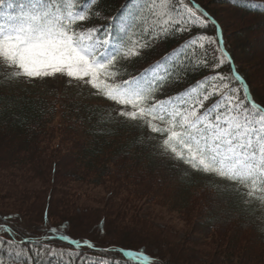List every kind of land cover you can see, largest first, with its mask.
<instances>
[{
	"label": "snow or ice",
	"instance_id": "6c2138e0",
	"mask_svg": "<svg viewBox=\"0 0 264 264\" xmlns=\"http://www.w3.org/2000/svg\"><path fill=\"white\" fill-rule=\"evenodd\" d=\"M229 3L264 13V3ZM99 4L100 0H0V62L14 69L6 78L63 76L88 84L119 106V117L157 134L160 155L231 182L240 195L264 202V195L255 196L264 194V99H253L247 82L232 67L217 21L195 0H125L106 28H85V22L99 15ZM209 27L215 28V36L207 34ZM185 33L188 38L170 55L117 82L118 58L136 57L141 49ZM194 47L202 55L192 63L188 50ZM226 66L229 74L223 72ZM189 68L211 74L176 96L157 99ZM16 219L0 223V246L9 249L4 254L8 259L0 258V264H52L53 260L120 264L110 248L100 249L95 260H81L84 249H97L90 239H72L71 244L78 246L74 254L58 250L52 244L55 227L26 239L7 223ZM118 251L124 257L149 260L142 251Z\"/></svg>",
	"mask_w": 264,
	"mask_h": 264
},
{
	"label": "trees",
	"instance_id": "16d2710c",
	"mask_svg": "<svg viewBox=\"0 0 264 264\" xmlns=\"http://www.w3.org/2000/svg\"><path fill=\"white\" fill-rule=\"evenodd\" d=\"M195 2L210 13L217 21L219 27L223 30L222 24L217 19L216 15H214L209 8L204 6L201 2L196 0ZM251 2L264 3L262 0H251ZM123 3H125V0H100L99 11L104 15L113 16L120 10ZM219 3L227 4L229 3V0H220ZM231 6L236 11L235 15L240 18L251 14L263 16V20L258 23L264 24V13L260 10H252L242 5L233 6L231 4ZM222 13L224 12H221L220 14ZM242 33V35L240 34L236 37L233 36V39H231L228 37L226 38L225 31L223 30V40L225 41L224 47L231 55L233 63L235 65L240 64L241 69H238L240 74L243 71V67H249L252 65L251 62L247 61L249 58L245 47L247 38L246 34H244L245 32ZM168 40V42L162 43L163 45L159 44L157 48L150 51L147 54L146 59L161 57L164 51H166L165 53L169 52V49H172L175 44L179 43L175 38L169 37ZM133 68L134 66H130L126 71H128V73H135L134 71H131ZM224 69L227 70V73L229 72L228 67H225ZM261 74V72L258 73L259 76ZM181 75L182 79L173 83L158 97L164 98L177 92L185 85L191 84L199 78L204 77L205 73L203 70L192 71L191 68H189L186 72L181 73ZM256 78L258 77L256 76L255 79ZM244 80L247 82L252 98L257 101L262 100L254 92L253 81H250V79L247 80L246 78ZM8 82L9 81L4 78L0 70V136L9 137L13 143L11 150L0 156V176L3 180L6 178L12 180V182H9L10 184L8 183L7 185H12L14 180H17V183H20V185L26 184V186L32 185L34 182H41L42 179L43 182L48 181L53 183L56 180V170L49 174L46 173V170L49 169V165H52V163L56 164V162L53 161L51 163L50 158V161L46 162V165L48 166L42 168L46 157V154L43 155V152L52 147L49 143L55 136L54 133H52V130H48V123H46L45 120V115L47 114L46 107L48 104H45L41 99L37 100L31 98L30 92L26 90H22L23 92L21 93H13L10 90H6L5 83L7 84ZM258 82H260V86L263 85L262 81L259 80ZM262 89L264 90V88ZM105 111L106 110H103L102 108L100 110L97 108L92 109V107H85L84 113L86 118L81 122L85 123L89 130L85 133L86 137L84 136V138L74 133V136L78 135L80 139L75 138L73 142H71L73 147H71L70 150H67L68 154L70 153L71 156H75L79 159L76 162V165H73L72 168L73 181L70 182L69 176V180L66 179L59 181L56 185L50 187V195L47 196V203L44 207L43 215H41L40 218V221H43V225L40 224L39 220L37 222L29 216L31 213L28 210L30 209L24 210L20 207L15 212L0 211V223L6 222V218L18 217L19 219L16 220H7V223L17 228L19 234L25 235L26 239L28 236H31L32 238L40 237L47 229L55 227L58 229V232L56 233V236L52 238V244L55 245L58 250L73 254L78 250V246L66 244L59 240L58 237L68 235L70 241L72 239H90L97 245V249H84L81 260H84L85 258L87 260H95L100 255V249L110 248L112 249L111 256L117 257L120 264H140L128 257H124L123 253L118 251L120 249L131 250L134 252L142 251L144 255L149 257V260L145 261L147 264H152V261H154L155 264H201V259L199 257L197 258L195 255L196 252H193L192 255V253L188 254L190 250L182 252L184 250H180L181 247H172L169 249L168 246L162 245V241L159 240L164 237L166 233L162 230V226L160 228L158 227V225L161 224L154 220L149 222H154L162 231H158L157 227L147 228L148 230L146 231H141L142 228L136 229L137 231L145 232V237L142 236V242L150 243L151 247L143 246V248L137 245L135 240H133L134 236L132 237L131 233L134 232V230L126 229L127 225L123 229V231L125 230L124 232L126 236L129 237L127 240L124 241L118 238L114 240L112 239L109 243H114L115 245H109L106 247L97 243V241H100L99 235H108L107 230L104 229L106 223L112 224L114 230L119 229L118 224L120 223H118L116 217L119 216L121 209L125 210L127 207H130L131 209L133 208L137 210L144 207V204L146 205V203L152 202L155 198L166 200L164 195H166V193H168L167 195H171L173 192L172 190H175L169 188V186H171L176 188V191H174L175 194L171 197L172 204L167 205L168 207L166 206V209H171V211H176V209L179 210L177 211L180 213L179 217L183 219L190 218L195 221L198 220V218L200 220L206 218L204 224L202 223V225H199L202 231L214 227V224L217 222L236 223L241 229L250 232L251 234L254 233L257 237V243L264 245V202H261L254 197L240 195L231 182L223 181L216 177H209L202 172H194L182 164L166 159L159 154L156 147L159 142H157L158 140L156 136L147 134L143 126H137V122L129 123L124 120H118L110 116L109 112ZM122 135H124V140H122L123 144H121V142H119L120 144H116L114 141H110L111 139H115V137L119 138ZM150 137H152V139H150ZM108 138H110V140ZM44 142H46L45 145ZM54 149V153H57L56 155H59L58 152L61 153L60 156L62 153L67 152H64V148L59 147V145L56 147L54 146ZM50 156H52L51 152L49 157ZM43 158L44 162L42 161ZM51 168H54L53 165ZM152 174H156L159 179H155L156 177ZM119 178L120 180L118 181ZM153 178L155 180L162 179L160 180L162 183L161 188L157 187V190L155 191L151 189L148 190L149 187L147 186H149V184L145 186V183L151 179L153 180ZM142 180H147L143 184L145 187L140 185ZM70 183H75L74 186L76 189H71L73 186L70 185ZM105 184H112L114 187L112 191L111 187L108 188V192L111 193L109 196H105L107 197V201L105 199L100 200L105 207L109 203L110 205L112 204L109 209V217L111 220L105 221L106 218L102 216L94 226L83 228L84 226L77 225L80 224L79 222L67 216L66 213L69 212V209H65V213L62 215V222L58 224L49 223L48 218L52 215V210H50V206L52 205L51 200H54L52 195L53 197L55 195H60L56 203L57 205L66 204V208V206L70 204V199H74L77 202L78 199H80V196L78 195L83 194V196H86L89 200L91 198L89 196L90 188H98L101 185L105 186ZM81 186H85L86 190H83ZM169 189L172 192H169ZM208 194L213 198L212 209H207L208 215L202 218L201 212L193 211L191 207V205H193L192 199L196 196L199 197L202 195L210 198ZM32 195L33 194L27 195V193L23 192V199ZM121 196L122 200H119L118 197ZM255 196L258 197L256 194ZM117 199L122 206L115 205L114 201ZM154 203L157 202L155 201ZM71 204H73L72 206L74 209L76 205H74L73 201ZM85 210H90V208H86ZM71 212L70 214H72ZM150 216L151 215L148 217L150 218ZM149 218H147V220H149ZM20 221H24V225L19 224ZM35 222L40 224L39 230H36V227H30L28 229L25 227L26 223L33 225ZM133 228L134 227L131 229ZM3 238L7 239L6 236ZM136 242L138 243L139 240L136 239ZM152 247H155L158 252L149 253L148 250ZM240 249L242 250V248ZM8 250L9 249L0 246V258L8 259V256L4 255ZM233 252L234 250H227L224 252L223 257L226 259L225 264H232V262H234L232 261L234 258L231 255ZM43 258L45 261L48 259L47 256ZM63 260L68 261V255H64ZM52 264H57V261L53 260ZM76 264H80V262L77 261ZM241 264L245 263L242 262Z\"/></svg>",
	"mask_w": 264,
	"mask_h": 264
},
{
	"label": "rangeland",
	"instance_id": "374dc122",
	"mask_svg": "<svg viewBox=\"0 0 264 264\" xmlns=\"http://www.w3.org/2000/svg\"><path fill=\"white\" fill-rule=\"evenodd\" d=\"M201 2L204 6L208 7L209 10L216 15L217 19L222 24L223 30L225 31L226 38L233 39V36L236 37L238 35H242V32H245L247 43L245 44L246 51L248 52L249 58L247 59L248 62H251L252 65L249 67H243L242 68V77L247 80L250 79V81H253V88L254 92L261 98L264 99V24H259L260 21L263 20V16L258 15H247L243 18H240L239 16L235 15L236 11L231 6L230 3L227 4H220V0H196ZM264 1V0H262ZM125 4V3H124ZM221 12H224L220 14ZM111 20V16L104 15L99 11V15L97 17L91 18L87 22H85L84 27L85 28H106L109 25V22ZM259 22V23H258ZM208 31V35L215 36L216 31L211 27ZM222 30V32H223ZM214 31V34H213ZM173 38V37H170ZM188 38V34L185 33L183 37H176V41L179 42L173 46L172 49H177L183 44V41ZM169 39V38H168ZM168 39L161 40L155 44H153L151 47L141 49L140 54L136 57H131L127 60H120L117 61V67H120L121 70H127L128 66H134L133 71H143L144 69L148 68L150 65L154 64L159 57H153L151 59H146L147 54L157 48L159 44L168 42ZM167 40V41H166ZM228 40V39H227ZM229 42V40H228ZM163 45V44H162ZM171 50V49H169ZM168 51V50H167ZM166 51H164L165 53ZM162 54V56L164 55ZM168 53L167 55H170ZM188 55L191 58L192 63H195V61L200 58L202 55V51L198 47H194L188 50ZM165 56V55H164ZM246 61V60H245ZM0 66H5L2 62H0ZM237 69H241L240 64L237 65ZM10 69V68H5ZM13 70L14 69H10ZM9 70V71H10ZM132 70V69H131ZM205 73V76L210 75L209 70H203ZM223 72L226 74L227 70L223 69ZM261 72L262 74L259 76L258 73ZM204 76V77H205ZM258 77L255 79V77ZM203 78V77H202ZM202 78H199L198 80L194 81V83L185 85L178 94L182 93L185 89L190 88L191 86L195 85L197 81L201 80ZM21 80H18V82L15 80L9 81L7 84L5 83L6 90H10L11 92L21 93L22 90H26L30 92V97L33 99H41L45 102V104H48L46 107L47 114L45 115V120L47 124L48 130H52L54 133V138L49 143L52 147H50L48 150L43 152V155L46 154L45 162L44 158L42 161L44 162L43 167L45 168L46 162L50 161L51 163L53 161L56 162L52 163L54 168H51L52 165H49L47 169L46 167V173H53L52 171L56 170L55 173V182H43V179L41 182H34L32 185L26 186V184L20 185V183H17V180H14L12 185H7L9 182L11 183L12 180L10 178H6L3 180V178L0 176V211L2 212H15L19 207L24 210H28L31 214H29L32 219L35 221L40 222V224L43 225V221H40L41 215H43L44 207L47 203V196L50 195V187L52 185H56L59 181L66 180L68 177L70 178V182L73 181L72 179V168L73 165H76V162L79 160L75 156H71L70 153L68 154L67 150H70L71 147H73L72 143L75 138L80 139L79 136L84 138L85 133L88 132L89 128L86 126L85 123H82L81 121L85 120L86 115L84 113L85 107H92V109L96 108H102L103 110H107L111 113L112 116H114L117 119H124L123 117H119L117 115L116 109L119 108L118 105H115L114 103L106 100L104 97L97 94L96 90L93 89L90 85L85 84L81 81L71 80L67 77L63 76H57L56 78H49V79H38V80H26L24 78H20ZM122 80L120 77H117V82ZM262 81L263 85L260 86L258 81ZM252 89V88H251ZM9 92V91H8ZM177 94H174L173 96H176ZM213 99H216L214 97ZM110 102V103H109ZM209 104L211 103L208 102ZM114 106V109L111 110V107ZM207 106V105H206ZM203 111V110H201ZM106 115V114H104ZM110 115V116H111ZM92 122V121H91ZM95 124V122H94ZM146 131L149 132V130L146 128ZM78 134V135H75ZM86 137V136H85ZM111 138V137H110ZM110 138H108L110 140ZM124 135H122L119 138L111 139L110 141H114L116 144L121 142L123 144ZM48 142V141H47ZM46 142H44V145ZM120 144V143H119ZM13 143L12 140L9 137L0 136V156H2L7 151L11 150ZM43 145V146H44ZM61 148H64V152L60 156L56 155L54 146H58ZM48 152V153H47ZM51 152V155H50ZM48 155V156H47ZM4 165V164H3ZM6 165V164H5ZM7 167V166H3ZM6 170V169H5ZM74 170V169H73ZM155 176V179H159V177L156 174H152ZM52 176V174H51ZM67 176V178H66ZM59 177V178H58ZM53 178V177H51ZM142 180L141 184L145 183V186L149 184L148 190H157V187L161 188V181L160 180ZM36 180V179H34ZM69 180V179H68ZM120 178L118 179V181ZM112 181V180H111ZM47 182V183H46ZM9 183V184H10ZM75 184V183H74ZM74 184L70 183V185L73 186L71 189H76ZM48 187H47V186ZM14 188H13V187ZM143 186V187H145ZM83 190H86L85 186H81ZM111 187V191L114 188L112 184H105L101 185L98 188H90V198L89 200L87 197L83 196V194H79L80 199L76 202L74 199H70V204L68 206L65 205H57L56 201L59 199L60 195H55L52 198L54 200H51V216L49 219V223H60L62 222V215L65 213V209H69V212L66 213L68 217L73 218V220H76L80 224L86 227L94 226L101 218L102 216L106 218L105 221L111 220L109 215V209L111 208L112 204L110 203L105 207L104 204L101 203L100 200L107 199L105 197L106 195L109 196L111 192H108V188ZM13 188V189H12ZM16 188V189H15ZM159 188V189H160ZM169 188L175 189L170 190L169 192H172L171 195H164V198L166 197V200H161L155 198L154 200L157 203L149 202L144 203V207L141 209H131L130 207H127L125 210L120 211V214L116 219L118 220V230H114L112 227V224L105 225L104 229L107 230L108 235L105 236V234H101L100 241H97L99 245H102L104 247L106 246H114L115 244H110V240H114L116 238L120 240H127L129 237L126 236L125 230L123 229L126 227V229L134 230L132 233V237L134 236L133 240H135V243L141 247H151L150 243H144L142 242V236H144L145 232L137 231L136 229L139 228L141 231L148 230L147 228H156V224L154 222L149 221H156L157 223H160L161 225H158L160 228L163 227L162 230L166 233L164 237H162L159 241H162V245L168 246V248L177 247L183 249L185 251L190 250L188 254L193 255V252H196V257L201 259V264H225L226 259H224L223 255L224 252L227 250H234V252L231 254L234 259H232V264H241L242 262L245 264H264V245L257 243V237L254 233L247 232L240 228L236 223H220L217 222L214 224V227L208 228L206 231H202L199 225L204 224L206 218L203 220L193 221V219H183L180 216V213H178L176 208V211H171V209H166L165 207L169 204H172V198L175 194L174 191H176V188H173L169 186ZM163 189V188H162ZM8 190V192H7ZM23 192L29 194H33L32 196H28L26 199H23ZM163 192V191H162ZM168 192V191H167ZM45 193V194H44ZM210 198L205 197L204 195L199 197H194L192 199L191 207L193 211L201 212L202 218L206 215H208V210L212 209L213 204V198L210 194H208ZM57 197V198H56ZM56 198V199H55ZM119 200H122V196L118 197ZM168 200V202H167ZM55 201V202H54ZM74 202V205L76 207L73 209V204L71 202ZM107 201V200H106ZM195 201V203H194ZM115 205H121L119 204L118 199L114 201ZM55 203V204H54ZM168 203V204H167ZM122 206V205H121ZM68 207V208H67ZM168 207V206H167ZM214 207V205H213ZM73 211L71 212V210ZM86 208H90V210H85ZM208 209V210H207ZM70 212L72 214H70ZM100 213V214H99ZM103 213V215H102ZM99 214V216H98ZM149 215L150 218L148 217ZM146 218V219H145ZM149 218V220H147ZM180 218V219H179ZM70 219V218H69ZM25 221V220H24ZM24 221H20L19 224L24 225ZM36 222L33 223V225H30L26 223L25 227L28 229L30 227H36V230L40 229L39 225ZM134 227L133 229H131ZM157 227V228H158ZM113 228V229H112ZM158 228V231H162ZM35 230V231H36ZM128 230V231H129ZM163 233V234H165ZM136 235V236H135ZM145 237V236H144ZM136 239L139 240V242H136ZM132 240V239H130ZM129 241V240H128ZM169 241V242H168ZM127 242V241H126ZM169 243V244H168ZM142 244V245H141ZM227 245V246H226ZM235 245V246H234ZM144 248V247H143ZM242 248V250L240 249ZM177 250V249H176ZM149 253H156L158 250L155 247L150 248L148 250ZM192 251V252H191ZM188 256V255H186ZM241 262V263H239Z\"/></svg>",
	"mask_w": 264,
	"mask_h": 264
}]
</instances>
